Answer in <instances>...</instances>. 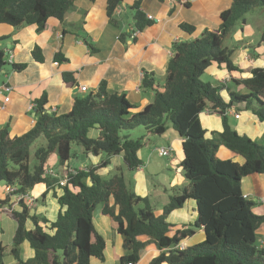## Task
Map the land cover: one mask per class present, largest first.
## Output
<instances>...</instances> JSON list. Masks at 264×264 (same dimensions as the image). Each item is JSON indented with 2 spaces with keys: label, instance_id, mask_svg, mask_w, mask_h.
<instances>
[{
  "label": "trees",
  "instance_id": "1",
  "mask_svg": "<svg viewBox=\"0 0 264 264\" xmlns=\"http://www.w3.org/2000/svg\"><path fill=\"white\" fill-rule=\"evenodd\" d=\"M141 1L132 5L134 24L140 31L152 24L140 8ZM122 2L107 0L108 19L116 26L115 14ZM74 7L75 0H0V24L15 28L34 24L41 31L50 17L63 20ZM257 9L264 10V0H232L221 13L218 29L206 28L198 38L174 42L163 87L156 85L154 74H144L141 87L153 92V100L140 111H134L125 93L109 92L102 81L97 91L75 97L68 113L47 112L46 95L36 100L35 122L20 136L11 137L8 126L0 128V183L15 188L0 198V208L8 207L17 222L12 244H0V264H5L7 251L15 264H90L92 257L104 261L106 240L94 223L98 207L116 223L122 236L127 254L121 257V264H136L141 251L152 246L162 252L148 264H264V249L256 239L264 215L253 212L255 203L245 198L241 189L244 177L264 173V143L240 134L227 116L229 109L250 111L264 121V66L251 68L246 78L231 80L230 85H242L245 92L233 90L226 80L217 84L200 80L214 63L225 65L229 72L245 71L234 63L233 48L223 42L238 20ZM181 27L189 33L195 29L186 23ZM126 36L122 33L120 38L125 40ZM6 38L1 36L0 43ZM33 56L43 61L38 47ZM5 58L0 47V71L6 65ZM24 67L13 66L15 70ZM64 80L69 86L74 84L71 74H64ZM224 89L228 99L221 94ZM204 111L222 116V131L203 127L200 114ZM168 123L182 138L181 169L188 186L172 188L168 203L157 215L150 199L139 195L123 172L104 179L99 171L115 156H122L129 171L138 169L143 165L138 152L148 145L150 137L164 135ZM137 127H143L145 134L134 139L127 133ZM73 144L86 156L98 157V162L71 170L69 163L78 157ZM221 146L242 156L244 162L220 158ZM53 155L61 171L49 168ZM38 184L46 186L43 198L54 190L59 205L65 208L54 221L31 213L25 197ZM56 188L62 190L60 195ZM13 195L22 196L18 200L21 210L12 208ZM189 199L196 205L195 223L171 234L168 215ZM28 220L33 222L32 229L26 226ZM197 228H203L204 240L177 248ZM25 241L34 250L28 260L20 253Z\"/></svg>",
  "mask_w": 264,
  "mask_h": 264
},
{
  "label": "crops",
  "instance_id": "2",
  "mask_svg": "<svg viewBox=\"0 0 264 264\" xmlns=\"http://www.w3.org/2000/svg\"><path fill=\"white\" fill-rule=\"evenodd\" d=\"M135 1L123 0L117 8L115 14L118 20L117 26L108 19L107 0H75V7L63 20L50 17L41 31H38L34 24L19 28L0 24V37L7 36L0 43V47L6 54L9 50L13 51V62L6 64L3 67L4 72L0 73V86L8 84L11 87L10 92L4 91L0 94V128L8 126L11 137L20 136L35 122L36 100L46 95L47 112L68 113L73 107L75 97L97 91L102 81L106 82L109 92L125 93L128 101L135 107L134 111L142 110L153 100V92L141 87L145 72L154 74L156 85L162 88L168 61L173 55L174 42L198 38L206 28L218 29L222 21L221 13L232 4V0H194L188 4L180 3L179 0H142L140 8L147 17L151 16L152 24L133 36V31L137 29L132 9ZM183 23L194 26V31L189 33L184 30L181 27ZM122 33L127 34L125 40L120 38ZM35 47L40 49L43 56L41 62L35 60L33 56ZM231 47L234 50L232 55L234 63L243 68L244 72H229L225 65L216 63L208 68L211 75L216 78L214 84L226 80L233 90L245 92L246 89L242 85H230L231 80L246 78L250 76L251 68L264 66V41L257 46H250L249 42L241 40L239 46ZM16 64H24L25 67L15 70L13 66ZM66 73L74 78V84L71 86L65 83L64 74ZM83 85L87 87V91L81 90ZM8 94L10 99L5 101ZM221 94L225 99L229 98L226 89L222 90ZM236 114L239 116L237 117ZM227 116L231 126L240 134H246L264 143V124H260L259 119L252 112H235L229 109ZM200 119L203 127L208 131L223 130L222 116L218 113L204 111L200 114ZM161 137L167 145H161L159 148L169 146L173 149L175 147L172 150L171 159L167 162V170L175 168L176 164L178 168L160 182L167 193V199L160 204L159 208L151 202L143 168L140 166L136 169L137 173L132 174L135 177L133 180L135 191L150 199L157 215L162 213L165 202L169 200L170 189L188 186V181L181 171L182 138L172 127H168ZM174 152L177 153V158ZM218 156L222 159L230 158L239 163L244 162L242 156L234 154L225 146L219 148ZM115 157L112 158L111 163ZM76 160L79 162V157ZM98 160V157L92 159L94 163ZM56 161L57 158L53 155L50 166L55 165ZM69 165L71 170L87 168V165H77L75 162H70ZM5 187L4 184L0 186V198L7 196ZM241 189L243 194L249 197H264V173L244 177ZM46 190L44 184L36 185L28 194L33 201L28 205L32 214H41L54 221L59 211L65 208L59 205L54 190L47 191L43 198L42 194ZM55 191L57 195L62 193L59 188ZM10 202L13 209L21 210L16 198L12 197ZM252 210L257 215H264V202L255 203ZM196 218L195 202L189 199L183 207L173 210L168 215L167 221L170 223L171 234L177 230L192 227ZM94 223L106 240L105 260L100 261L92 257L90 264H121L120 259L127 254V250L123 247L121 234L116 230V223L109 216L103 215L100 207L94 212ZM26 226L28 229L34 227L31 220L27 221ZM16 229L17 222L9 214V208L1 207L0 244L10 246ZM204 238L203 228H197L192 235L181 241V245L192 246L203 241ZM256 239L257 245L264 249V223L258 227ZM161 252L162 250L155 246L143 249L140 260L136 264H148ZM20 253L24 260L34 256V250L28 241L22 243ZM4 263L15 264L14 256L8 251L4 257Z\"/></svg>",
  "mask_w": 264,
  "mask_h": 264
},
{
  "label": "rangeland",
  "instance_id": "3",
  "mask_svg": "<svg viewBox=\"0 0 264 264\" xmlns=\"http://www.w3.org/2000/svg\"><path fill=\"white\" fill-rule=\"evenodd\" d=\"M264 30V10L257 9L256 11L250 12L245 15L242 19L238 20L235 28L233 31H231L229 34L226 35L223 45L224 46H239L240 41H246L250 43V46H257L261 42V36L262 32ZM214 78L211 73L210 69L208 68L205 73L201 76L200 80L203 82H209L214 84ZM216 81V80H215ZM260 124H264V121H258ZM168 127H171V125L168 123ZM93 134L95 133V130H92ZM130 132V133H129ZM127 134H130V136L134 139L142 137V135L145 134V129L143 127H137L132 131H129ZM147 139V138H146ZM163 145L166 146L167 143L161 136H153L150 137V142L148 145L143 147L142 150L138 152L139 157L143 161V166H141L145 172V176L147 178V184L148 188L150 190V198L152 204L159 208L160 204L167 199V193L164 191L163 185L160 184L161 181L165 178L166 175L172 174L174 169H177V164L175 168H171L170 171L167 170L166 165H168V160L171 159V155L167 157L160 156L158 154V148ZM173 147V146H172ZM175 149V147H173ZM73 150L78 154V157L80 159L79 162H77L76 159H73L72 162H75L77 165H87L90 166L91 164H96L92 161L93 155L86 156L83 154L80 147L73 144ZM175 157L177 158V153L174 152ZM34 155L32 151V156ZM52 162H49V168H53L54 170L60 169L62 170L60 166H58V162H55V165H51ZM160 163V165H159ZM182 171V169H181ZM123 172L125 177L128 180H135L133 173H137V170H134L133 172L129 171L121 156L115 157L114 160L110 165H108L105 168L100 169L99 174L104 178L108 179L111 175L114 173ZM172 177H174L172 175ZM0 186H3L2 183H0ZM6 188V187H5ZM173 190L170 189L168 191L169 195L172 194ZM169 201V200H168ZM165 202V204L168 203ZM28 203H32V199L28 196L27 199Z\"/></svg>",
  "mask_w": 264,
  "mask_h": 264
},
{
  "label": "built area",
  "instance_id": "4",
  "mask_svg": "<svg viewBox=\"0 0 264 264\" xmlns=\"http://www.w3.org/2000/svg\"><path fill=\"white\" fill-rule=\"evenodd\" d=\"M180 3H183V4H188V3H191L193 2L194 0H179ZM149 19L151 18V16L148 17ZM139 29H135L132 33L133 36H136L138 33H139ZM5 61H6V64H11L13 62V51L9 50L8 53L6 54V58H5ZM57 64V62H56ZM3 73L4 70L2 69L0 71V73ZM81 90L82 91H87V87L86 86H81ZM4 91H7V92H10L11 91V87L8 85V84H3L0 86V94L4 93ZM10 97H9V94L5 97V101H9ZM36 106V104H35ZM236 116L238 117L239 115L236 114ZM34 122V120H33ZM172 148L171 147H161L158 149V153L160 156H170L172 154ZM66 183L65 180H62L61 181V184L64 185ZM15 188H11V187H6L5 188V191L7 194H12L13 191H14ZM14 198H16L17 200H19L20 198H22V196L20 195H13ZM244 197L249 199V200H252L254 203H259V202H264V197H249L247 194H244ZM26 199H28V194L26 195L25 197ZM177 248L179 249H183V245H178ZM126 264H133L132 262H127Z\"/></svg>",
  "mask_w": 264,
  "mask_h": 264
},
{
  "label": "water",
  "instance_id": "5",
  "mask_svg": "<svg viewBox=\"0 0 264 264\" xmlns=\"http://www.w3.org/2000/svg\"><path fill=\"white\" fill-rule=\"evenodd\" d=\"M48 112H50V111H48Z\"/></svg>",
  "mask_w": 264,
  "mask_h": 264
}]
</instances>
